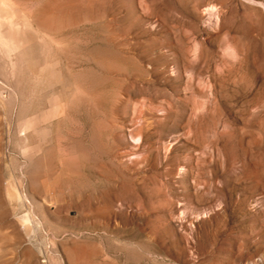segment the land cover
<instances>
[{
    "label": "rangeland",
    "instance_id": "1",
    "mask_svg": "<svg viewBox=\"0 0 264 264\" xmlns=\"http://www.w3.org/2000/svg\"><path fill=\"white\" fill-rule=\"evenodd\" d=\"M0 264H264V0H0Z\"/></svg>",
    "mask_w": 264,
    "mask_h": 264
}]
</instances>
